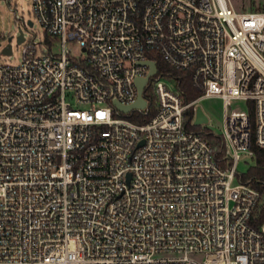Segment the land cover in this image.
<instances>
[{
    "label": "built area",
    "instance_id": "1",
    "mask_svg": "<svg viewBox=\"0 0 264 264\" xmlns=\"http://www.w3.org/2000/svg\"><path fill=\"white\" fill-rule=\"evenodd\" d=\"M32 4L59 52L21 29V62L0 65V264H264L237 172L264 148V0ZM206 98L222 163L193 129Z\"/></svg>",
    "mask_w": 264,
    "mask_h": 264
},
{
    "label": "rangeland",
    "instance_id": "2",
    "mask_svg": "<svg viewBox=\"0 0 264 264\" xmlns=\"http://www.w3.org/2000/svg\"><path fill=\"white\" fill-rule=\"evenodd\" d=\"M245 0H232L234 6L238 7L239 3ZM22 21L26 24L28 21L34 25L32 27L22 25ZM23 30L24 37L28 42H39L43 44L40 48L46 49L47 46L51 47L55 53L59 52V45L55 44V40L46 37L40 24L35 20L33 14L32 0H0V65H17L22 60L23 45L17 43L16 37L19 34V30ZM11 37L10 42L8 38ZM10 44L12 54L10 57L3 55L2 50ZM67 48L70 50L71 55L80 56L81 50L77 45L67 44ZM169 88L175 89V81H169ZM151 98H154L153 92L148 91ZM198 106L202 109L208 118L206 125L194 126L193 129L201 133H209L216 137H219L223 132V103L221 100L214 98H206L199 102ZM248 105L244 102H234L230 105L229 109L233 110H248ZM252 135L254 132V115L252 114ZM190 127V126H189ZM253 165V160L245 155H241V159L237 166V172L239 174L245 173L249 166Z\"/></svg>",
    "mask_w": 264,
    "mask_h": 264
},
{
    "label": "trees",
    "instance_id": "3",
    "mask_svg": "<svg viewBox=\"0 0 264 264\" xmlns=\"http://www.w3.org/2000/svg\"><path fill=\"white\" fill-rule=\"evenodd\" d=\"M174 75L182 78V86L186 93V101L194 100L195 98L200 96V92L191 87V83L189 82L186 75L176 72H174ZM249 114L251 119L253 114L252 110ZM202 136L213 147L215 159L219 163H222L225 154L224 149L221 146L219 137H216L209 133H202ZM250 149L253 153V157L250 158L253 160V165L249 166L245 173L239 174V179L242 183L250 184V186H252L260 193V203L255 209L250 220L252 227H254L256 230H259L261 225L264 223V148L258 147L255 144L254 139L251 138Z\"/></svg>",
    "mask_w": 264,
    "mask_h": 264
},
{
    "label": "water",
    "instance_id": "4",
    "mask_svg": "<svg viewBox=\"0 0 264 264\" xmlns=\"http://www.w3.org/2000/svg\"><path fill=\"white\" fill-rule=\"evenodd\" d=\"M27 24L29 26H31V22L28 21ZM11 40V37L8 38V42H10ZM16 40H17V43H22L23 42V35H22V30H19V34L18 36L16 37ZM2 54L3 55H6V56H9L11 54V46L10 44L8 43L2 50ZM150 66L152 67V72H154V67L152 65V63H150ZM142 86H139V90L141 89ZM118 109H120L121 111H128L129 109H131L132 107H122L121 105L119 104H115ZM144 105V101L142 99H139V101L134 105V107H143ZM208 123V118L207 116L205 115V113L202 111V109L198 106L196 108V111H195V119H194V124L195 125H206Z\"/></svg>",
    "mask_w": 264,
    "mask_h": 264
}]
</instances>
